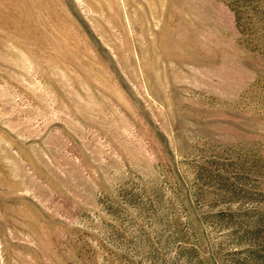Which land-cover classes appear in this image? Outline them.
<instances>
[{
    "label": "rangeland",
    "instance_id": "1",
    "mask_svg": "<svg viewBox=\"0 0 264 264\" xmlns=\"http://www.w3.org/2000/svg\"><path fill=\"white\" fill-rule=\"evenodd\" d=\"M0 264H264V0H0Z\"/></svg>",
    "mask_w": 264,
    "mask_h": 264
}]
</instances>
